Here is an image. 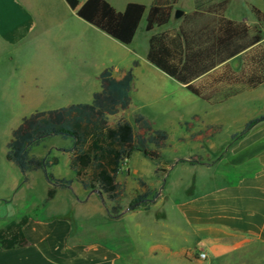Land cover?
Returning a JSON list of instances; mask_svg holds the SVG:
<instances>
[{"label": "crops", "instance_id": "obj_1", "mask_svg": "<svg viewBox=\"0 0 264 264\" xmlns=\"http://www.w3.org/2000/svg\"><path fill=\"white\" fill-rule=\"evenodd\" d=\"M105 1L119 12L125 11L130 3L150 7L155 2ZM186 1L189 3L184 9H177L175 5L169 24L151 31L147 30L146 12L132 43L127 45L79 17L67 0H0V107L4 108L1 112L29 116L73 104L92 103L94 93L101 90V73L111 67L118 79L133 69L132 102L128 109L135 103L138 114L151 123L155 113H170L174 108L183 107L180 97L188 102L202 100L187 85L148 60L151 37L178 28L182 17L195 11V0ZM229 8L226 16L230 20ZM179 10L183 15L175 18ZM248 25L251 24L232 27L230 20L224 31ZM235 59L230 60L232 65ZM135 62H138L136 66ZM169 86L175 91L164 90ZM247 93L251 92L216 105L202 101L220 106ZM194 118L204 122L199 115ZM237 139L239 148L233 157L239 156L235 160L241 167L243 161H253L252 171H247L251 168L247 165L245 174L232 180L235 174L219 172L222 161L219 165L215 163V172L206 173L207 182L199 194L175 200L178 218L194 229L196 245H200L198 251L207 254L204 260L226 256L245 244L264 243V125L259 128L256 125L245 136L234 140ZM46 140L35 146L43 144L46 155L37 157H58L60 165L62 154L68 158L71 168L72 152L67 149L73 146V140L64 139L68 143L51 150ZM6 154L7 151L6 161L0 162V229L27 217L23 228L27 244L5 249L0 243V264H142L143 253L138 245L142 240L150 241L147 264H170L173 257L191 256L192 249L187 245L189 231L181 230L180 236L174 237L181 244L177 247L163 234V229L169 227L168 187L144 208L130 209L125 198L120 217L111 219L109 209L113 203L102 197L99 189H85L76 180L72 168L73 175L69 178L52 173L58 165L48 169L56 179L72 182L69 187H55L42 170L24 175L17 165L7 160ZM192 165L209 166L203 162ZM128 174L131 175L130 170ZM123 175L124 171L118 179L126 184ZM40 180H44L46 189L41 197L36 187ZM51 191H54L52 196ZM128 217L133 223L130 236L124 232V220ZM156 233L165 239L155 241Z\"/></svg>", "mask_w": 264, "mask_h": 264}, {"label": "trees", "instance_id": "obj_2", "mask_svg": "<svg viewBox=\"0 0 264 264\" xmlns=\"http://www.w3.org/2000/svg\"><path fill=\"white\" fill-rule=\"evenodd\" d=\"M176 1L155 0L150 7L130 3L125 11L119 12L105 0H67L79 17L127 45L132 43L146 12L148 31L169 24ZM209 2L195 0V11L185 14L178 28L153 35L148 60L187 85L195 96L216 105L264 86V11L252 6L254 24L224 31L230 25L226 12L232 0H217V13L209 11ZM236 57L239 68L230 61ZM100 81L101 90L94 93L92 103L73 104L24 117L12 132L6 158L24 175L42 170L55 187H69L71 181L56 179L48 173V169L59 164L58 157H37L31 151L54 136L73 140V146L67 151L72 152L71 168L76 180L87 190L99 189L101 196L113 203L110 217L117 219L128 196L126 184L118 179L123 165L139 152L156 162V176H164L167 170L161 166V159L169 135L155 130L142 114L135 116V126L124 119L111 125L110 118L131 105L133 69L118 79L114 69L108 68L101 73ZM261 121L264 117L249 121L232 138L245 136ZM194 163L197 162L191 160ZM137 180L138 194L131 205L147 207L158 192L142 178ZM27 221L24 217L0 229V243L5 249L27 244L23 232Z\"/></svg>", "mask_w": 264, "mask_h": 264}, {"label": "rangeland", "instance_id": "obj_3", "mask_svg": "<svg viewBox=\"0 0 264 264\" xmlns=\"http://www.w3.org/2000/svg\"><path fill=\"white\" fill-rule=\"evenodd\" d=\"M187 3L189 2L186 0H177L175 5L177 9H184ZM252 6H257L264 11V0H232L228 13L232 27H243L244 25L255 23ZM209 10L212 12L217 11V0H210ZM175 18H177L176 14ZM233 65L239 68L240 61L238 58L233 61ZM146 75L150 76L148 73ZM152 79L154 78L152 77ZM165 89L167 91H175L170 86ZM180 95L182 94L180 93ZM180 99L183 107L174 108L170 113H155L152 122L155 130L166 131L169 135L167 146L163 150L161 159V166L167 172L164 176H156V162L145 158L139 152L134 153L123 165L122 170L124 171L122 179L127 180L126 189L128 196L124 200L125 203H130V209L135 208L131 203L138 194V178H142L149 186L157 188L158 194L161 192L165 193L164 190L168 187L167 193H169L170 199L166 203V211L169 215V227L163 229V234H167V237H169L168 241L177 247L181 244L174 237H179L181 230L189 231V243L187 245L192 249L191 256L188 258L189 260L173 257L170 264H264V243L261 242L245 244L220 258L209 257L207 260L200 258L201 253L198 251L200 245H196L197 238L193 234L194 229L190 226L187 227L178 218L177 201H175L177 198L184 199L187 198L186 196L199 194L202 186H205V182H207L206 173L215 172V163L219 165L222 161L219 172L222 171L221 173L223 174L224 172L225 174L226 172L234 173L235 175L232 180H236L238 178L236 177L237 175L245 174V167L247 165H251V168L247 171H252L255 165H253V161H243L241 167L235 160L239 156L233 157L235 151L239 148L240 140H234L232 135L236 132H241L245 124L250 120L264 117V87L220 106H210L199 99L195 101L190 100L189 102L185 97H180ZM3 109V107H0V162L1 160H5L6 145L11 139L12 130L19 126L23 117L28 116L25 113H3L1 112ZM136 110L134 103L130 109L121 111L117 116L111 117L110 122L115 125L120 119H124L135 126L134 119L138 114ZM195 115L203 117L205 123L196 120L194 118ZM186 121L187 123L185 124L184 122ZM263 125L264 121H261L257 124V127L259 128ZM65 143L68 142L57 136L51 137L45 142L49 150L53 147L59 148L60 145H64ZM33 154L45 156L44 145L35 147ZM55 154L60 153L55 151ZM59 156L61 157V163L52 170V173L57 177L69 178L73 173L68 158L62 154ZM191 160L203 162L209 164V166H193L189 163ZM128 170H130L131 175L128 174ZM227 180L231 181L230 178ZM43 181L40 180L36 183L39 197L42 196V193H46L45 182ZM191 186L193 187L191 188ZM131 222L132 218L130 217L124 220L126 224L124 232L129 236L131 233L129 228L133 225ZM160 237L156 233L153 239L155 241H163L165 239L164 237ZM138 245L139 251L143 253V258H140L142 264H147L149 259L146 255L149 251L150 241L142 240Z\"/></svg>", "mask_w": 264, "mask_h": 264}, {"label": "built area", "instance_id": "obj_4", "mask_svg": "<svg viewBox=\"0 0 264 264\" xmlns=\"http://www.w3.org/2000/svg\"><path fill=\"white\" fill-rule=\"evenodd\" d=\"M200 258H202V259H206V258H207V254L204 253V252H201V254H200Z\"/></svg>", "mask_w": 264, "mask_h": 264}, {"label": "water", "instance_id": "obj_5", "mask_svg": "<svg viewBox=\"0 0 264 264\" xmlns=\"http://www.w3.org/2000/svg\"><path fill=\"white\" fill-rule=\"evenodd\" d=\"M176 15H177V17H181L183 15V11H181V10L177 11Z\"/></svg>", "mask_w": 264, "mask_h": 264}]
</instances>
